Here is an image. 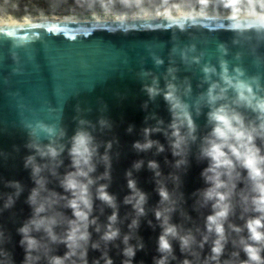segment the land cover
<instances>
[{
	"label": "water",
	"instance_id": "obj_1",
	"mask_svg": "<svg viewBox=\"0 0 264 264\" xmlns=\"http://www.w3.org/2000/svg\"><path fill=\"white\" fill-rule=\"evenodd\" d=\"M112 18L0 23V209H3L5 194L15 192L14 188L6 186V182L19 181L23 187L15 205L0 211V230L10 237L3 247L11 253L15 264H21L25 255L19 245L21 236L17 229L31 215L26 200L35 187L31 169L24 166L26 157L35 154L27 145L33 139L42 144L49 143L43 134L38 138L29 134L38 121L56 125L57 131L60 128L65 131V136L58 141L65 145L60 156L63 164L57 170L61 175L71 170L68 149L71 137L80 127V119L89 122L84 127L100 145V155L105 153L106 144L112 143L109 150L111 179L99 181L109 185L108 191L116 197L118 205L117 226L121 237L108 246L109 255L114 264H121L124 259L122 238L129 232L128 225L134 216L131 205L124 204L125 196L130 194L126 173L132 171L137 187L147 195L146 215L140 218L135 232L144 247L136 251L133 264H154L153 258L159 257L157 241L161 228L153 210L160 197L155 173L148 168L149 161L158 163L169 191L177 197L182 194L180 208L172 216L173 223L186 229L196 226L203 229L204 218L210 213L209 208L197 210L198 197L193 195L206 187L201 172L207 167V161L198 156L201 139L210 131L207 124L209 109L200 107L197 113V101L210 82L219 81V76L213 74L211 81L205 82L203 66H213L219 73L220 61L225 60L232 74L240 67L245 73L243 78H260L257 91L264 95V26L257 18L208 14ZM154 56L163 63L157 66ZM170 67L176 69L173 82L180 87L197 125V140L190 146L187 165L180 169L174 167L178 157H173L163 132L150 136L164 146L163 152H157L155 146L145 152H138L133 147L135 142L144 141V128L156 127L158 120L163 121L160 126L164 129L171 123L163 93L150 99L143 90L144 85H151L153 77L157 78L159 87L165 89V77ZM142 72L152 75L142 76ZM168 79L171 80V76ZM253 87L256 88V84ZM245 114L251 116L249 112ZM101 119L108 121L111 127L102 128ZM37 160L45 162L39 157ZM141 160V168L134 169V163ZM104 171V165L97 163L92 175L96 177ZM170 174L179 176L178 187L168 178ZM45 175L50 181L49 189L65 194L56 178L48 173ZM92 191L95 193V186ZM181 209L190 219L181 216ZM63 211L71 216L70 209ZM111 213V208L94 200L92 215L98 217L100 224L107 223ZM233 222L242 223L236 218ZM89 231L93 241L99 239L100 234L95 232L94 226ZM130 243L136 245L137 239L133 238ZM173 249L177 259L170 260V264H179L184 255L178 242L173 241ZM209 250L205 245L202 255H207ZM232 250L229 244L227 252ZM65 251L64 245H59L56 254L63 255ZM227 252L223 258H227ZM100 254L89 248V264ZM245 258L241 252V259Z\"/></svg>",
	"mask_w": 264,
	"mask_h": 264
},
{
	"label": "clouds",
	"instance_id": "obj_2",
	"mask_svg": "<svg viewBox=\"0 0 264 264\" xmlns=\"http://www.w3.org/2000/svg\"><path fill=\"white\" fill-rule=\"evenodd\" d=\"M95 2L106 12L115 8L117 3L125 8L135 6L137 9H142L144 4V0ZM208 3H218L233 15L246 12L233 4L232 0H205L204 4H201V0H179L175 3L173 0H159L158 11L162 15L192 16L195 5H201L200 10L203 11ZM256 18L264 26V10L258 12ZM183 58L187 60L186 54H183ZM153 59L157 66L163 63L158 57L154 56ZM175 71L172 67L168 69L165 89L159 87L155 77L151 85H144L143 89L150 99L163 93L171 113V123L164 129L160 126L163 121L158 120L156 127L144 128V141L135 142L133 147L138 152H145L155 146L157 152H163L164 146L159 141L150 139L152 133L163 132L173 157H178L174 167L180 169L187 165L190 146L197 140V125L180 87L173 82L176 79L173 75ZM202 71L205 82H210L213 74L219 76V81L210 82L206 92L197 101V113L200 107L206 106L209 109L207 124L210 131L201 139L198 156V159L207 161V167L201 172L206 187L198 189L193 195L198 197L197 210L209 208L210 213L204 218L203 229L199 226L186 229L181 224L173 223L172 216L180 208L182 194L177 197L170 192L158 163L149 161L148 168L155 173L160 197L158 206L153 210L161 228L157 241L159 257L153 258L154 264H170V260L177 259L173 241L178 242L180 252L184 255L179 264H264V95L257 91L260 88V78H243L245 73L240 67L233 70L235 74L230 73L225 60L220 61L219 73L208 64L203 66ZM141 75L152 74L142 72ZM168 76H171V80ZM253 84H256V88ZM229 92L232 93L231 96ZM246 112L251 113V116L246 115ZM88 123L84 119L79 120L80 127L71 137L68 149L71 170L63 175L57 170L63 164L60 156L65 151V145L58 141L65 136L64 129L57 131L56 125L38 121L29 133L35 138L43 134L49 139V143L42 144L38 139H33L27 145L35 154L26 157L24 166L31 169L35 187L26 200L31 208V215L17 229L21 236L19 245L25 253L21 264H89V248L101 253L91 264H114L108 246L121 237V230L117 226L118 205L116 197L108 191L109 185L99 183L111 179L109 150L112 143L108 142L105 153L100 155V145L84 127ZM99 123L102 128L111 127L105 119H101ZM37 157L45 162H38ZM97 163H102L105 171L93 177ZM142 165V160L137 161L133 168L139 170ZM45 173L58 180L65 194L47 187L50 181ZM126 177L130 194L125 196L124 204L131 205L134 216L128 225L129 232L122 238L124 247L121 254L124 259L121 264H133L136 251L144 247L135 232L139 228L140 218L146 215L147 195L137 187L132 171H128ZM168 178L179 186L178 175L170 174ZM6 186L14 188L15 192L5 194L3 209L0 211L11 209L23 191L19 181H8ZM94 186L95 193L92 191ZM95 199L112 209L105 224H100L98 217L92 215ZM63 209H70L71 216L66 215ZM180 214L185 219H190L182 209ZM233 218L242 223L233 222ZM149 224L151 225V221ZM93 226L95 232L100 234L96 241L92 240V233L89 231ZM133 238L137 239L136 245L130 243ZM8 241L10 237H6L4 231L0 230V264H15L11 253L3 247ZM229 244L233 249L231 252H227ZM59 245H64L66 249L63 255L56 254ZM205 245L210 250L207 255H202ZM226 252L227 258H223ZM241 252L245 259H241Z\"/></svg>",
	"mask_w": 264,
	"mask_h": 264
},
{
	"label": "rangeland",
	"instance_id": "obj_3",
	"mask_svg": "<svg viewBox=\"0 0 264 264\" xmlns=\"http://www.w3.org/2000/svg\"><path fill=\"white\" fill-rule=\"evenodd\" d=\"M11 1V3H10ZM8 0L6 5L0 4V17H5L7 15H12L16 17H24V16H31V17H45L50 16L52 14H58V15H64L68 17H79V18H91V17H137V16H158L160 12L158 11V4L159 0H144V4L142 6V9H137L135 6L131 8H125V12L128 14H116L115 11L105 12V13H99L97 11H93L91 9H87L85 7H78L76 5H67L64 6L62 9H60L58 12H51L46 13V9L44 8H37L34 6H25L20 3L19 0ZM248 0H232V3L237 5L238 7H243L248 4H256V2H246ZM173 2H179V0H173ZM205 0H201V4H204ZM201 9V5H195L193 12L198 11ZM32 10L33 12L39 13V14H27L26 12ZM246 12H248L247 9H243ZM261 10L259 9L255 12L257 14ZM203 11H209V12H215V11H221V12H230L228 9L222 7L218 3H208L206 9ZM75 12H80L82 14H76ZM250 12V11H249ZM244 13V12H241ZM240 13V14H241ZM254 13V12H251Z\"/></svg>",
	"mask_w": 264,
	"mask_h": 264
},
{
	"label": "trees",
	"instance_id": "obj_4",
	"mask_svg": "<svg viewBox=\"0 0 264 264\" xmlns=\"http://www.w3.org/2000/svg\"><path fill=\"white\" fill-rule=\"evenodd\" d=\"M8 0H0L1 5H6ZM10 1V0H9ZM22 5L34 6L37 8L46 9V13L58 12L64 6L67 5H76L78 7H85L87 9H91L93 11H97L99 13H105L106 11L100 7L95 0H19ZM11 3V1H10ZM111 11H115L116 14H128L125 12L124 7H122L119 3H117L116 7ZM249 12V11H248ZM27 14H39L29 10L26 12ZM76 14H82L80 12H75Z\"/></svg>",
	"mask_w": 264,
	"mask_h": 264
},
{
	"label": "bare ground",
	"instance_id": "obj_5",
	"mask_svg": "<svg viewBox=\"0 0 264 264\" xmlns=\"http://www.w3.org/2000/svg\"><path fill=\"white\" fill-rule=\"evenodd\" d=\"M218 15V16H234V17H239V18H256L257 14L255 13H251V12H244L241 13L239 15H233L230 12H219V11H215V12H209V11H195L194 15ZM171 16H179L176 14H173ZM144 17V16H141ZM145 17H151L150 15H146ZM156 17H170L169 15H162L159 14ZM98 19L101 18H105V19H109V17L105 16V17H95ZM112 18V17H110ZM117 18V17H116ZM75 20V19H86V18H79V17H68V16H64V15H58V14H52L50 16H45V17H31V16H24V17H16V16H12V15H7L5 17H0V23H8V22H20V23H27V22H40V21H54V20ZM113 19V18H112Z\"/></svg>",
	"mask_w": 264,
	"mask_h": 264
},
{
	"label": "flooded vegetation",
	"instance_id": "obj_6",
	"mask_svg": "<svg viewBox=\"0 0 264 264\" xmlns=\"http://www.w3.org/2000/svg\"><path fill=\"white\" fill-rule=\"evenodd\" d=\"M246 2H248V1H246ZM241 8L242 9H247L248 11L255 13L259 9H264V3H261V4H248V5H245V6L241 7Z\"/></svg>",
	"mask_w": 264,
	"mask_h": 264
},
{
	"label": "built area",
	"instance_id": "obj_7",
	"mask_svg": "<svg viewBox=\"0 0 264 264\" xmlns=\"http://www.w3.org/2000/svg\"><path fill=\"white\" fill-rule=\"evenodd\" d=\"M249 2H256V4L264 3V0H248Z\"/></svg>",
	"mask_w": 264,
	"mask_h": 264
}]
</instances>
